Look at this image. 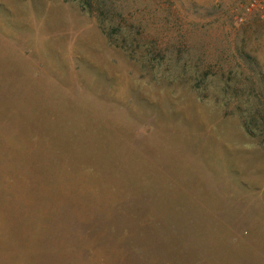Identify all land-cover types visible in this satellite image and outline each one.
<instances>
[{
    "label": "rangeland",
    "instance_id": "1",
    "mask_svg": "<svg viewBox=\"0 0 264 264\" xmlns=\"http://www.w3.org/2000/svg\"><path fill=\"white\" fill-rule=\"evenodd\" d=\"M247 1L0 0V264H264Z\"/></svg>",
    "mask_w": 264,
    "mask_h": 264
},
{
    "label": "built area",
    "instance_id": "2",
    "mask_svg": "<svg viewBox=\"0 0 264 264\" xmlns=\"http://www.w3.org/2000/svg\"><path fill=\"white\" fill-rule=\"evenodd\" d=\"M244 8L247 13L256 14L264 19V0H248Z\"/></svg>",
    "mask_w": 264,
    "mask_h": 264
}]
</instances>
